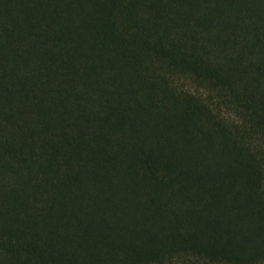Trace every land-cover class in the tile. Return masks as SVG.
I'll return each instance as SVG.
<instances>
[{
	"label": "trees",
	"instance_id": "16d2710c",
	"mask_svg": "<svg viewBox=\"0 0 264 264\" xmlns=\"http://www.w3.org/2000/svg\"><path fill=\"white\" fill-rule=\"evenodd\" d=\"M0 264H264V0H0Z\"/></svg>",
	"mask_w": 264,
	"mask_h": 264
}]
</instances>
